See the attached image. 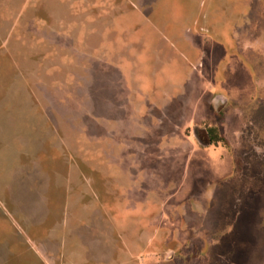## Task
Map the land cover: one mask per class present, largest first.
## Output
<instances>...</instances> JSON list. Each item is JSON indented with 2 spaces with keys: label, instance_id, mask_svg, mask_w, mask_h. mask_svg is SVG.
I'll return each mask as SVG.
<instances>
[{
  "label": "rangeland",
  "instance_id": "1",
  "mask_svg": "<svg viewBox=\"0 0 264 264\" xmlns=\"http://www.w3.org/2000/svg\"><path fill=\"white\" fill-rule=\"evenodd\" d=\"M67 2L13 27L0 264L49 252L18 209L84 229L85 264H264V0Z\"/></svg>",
  "mask_w": 264,
  "mask_h": 264
},
{
  "label": "crops",
  "instance_id": "2",
  "mask_svg": "<svg viewBox=\"0 0 264 264\" xmlns=\"http://www.w3.org/2000/svg\"><path fill=\"white\" fill-rule=\"evenodd\" d=\"M67 1L68 0H60V2L59 0H0V122L3 123L2 118L4 117V112H8V106L6 105L7 86L9 87L11 83L21 84L25 79L21 77V75L24 74L25 49L24 45L20 44L19 40L17 41L12 38V33L14 32L13 27L15 28V24L17 23L21 27V32L25 34L26 25L31 19L37 24H39V22L42 23V25L71 26L73 25V19L68 21L66 13L68 10L63 7V4L68 7ZM30 2H32V5L27 7V4ZM43 3L46 7H49V20L37 18L36 16H27V10L31 9V7L37 8L38 5ZM69 11L72 16V9ZM58 13L60 15L63 14V16L61 15L58 18ZM0 125L2 126V124ZM15 202H17V200H15ZM17 212L18 215L20 213L27 214L29 218L40 217L44 219H54L53 225H50L51 239L49 252L42 253L43 259H41L37 253H35V255L33 253L35 259L33 257H31V259L34 262H37L38 260L39 264L86 263L84 257L85 247H83V238L81 237V234L83 235L85 232L84 229H75L74 227L67 225L68 222L66 225L62 224L59 220L61 217L51 210L39 213L38 211H34V209H18ZM28 224L41 225L43 224V221L40 223L39 220H30Z\"/></svg>",
  "mask_w": 264,
  "mask_h": 264
},
{
  "label": "trees",
  "instance_id": "3",
  "mask_svg": "<svg viewBox=\"0 0 264 264\" xmlns=\"http://www.w3.org/2000/svg\"><path fill=\"white\" fill-rule=\"evenodd\" d=\"M209 144L219 145L225 142L223 136L221 135L218 127L208 126L205 128Z\"/></svg>",
  "mask_w": 264,
  "mask_h": 264
}]
</instances>
